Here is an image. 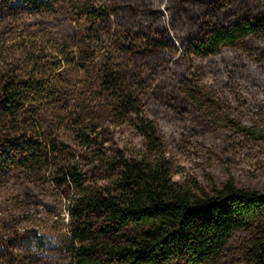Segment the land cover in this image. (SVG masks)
I'll return each instance as SVG.
<instances>
[{"label":"trees","instance_id":"16d2710c","mask_svg":"<svg viewBox=\"0 0 264 264\" xmlns=\"http://www.w3.org/2000/svg\"><path fill=\"white\" fill-rule=\"evenodd\" d=\"M0 19V190L27 213L0 217V264H264V190L178 185L164 134L264 143V0H0ZM35 189L64 199L56 236L16 228L58 209Z\"/></svg>","mask_w":264,"mask_h":264},{"label":"rangeland","instance_id":"374dc122","mask_svg":"<svg viewBox=\"0 0 264 264\" xmlns=\"http://www.w3.org/2000/svg\"><path fill=\"white\" fill-rule=\"evenodd\" d=\"M44 19L46 20V27L59 35L66 33L68 27L63 21H56L49 14L45 15ZM34 22L37 27L42 22L44 23V20H35ZM247 99L249 100L248 97ZM250 103L254 105L252 110L262 111L261 108L264 110V101L258 103L252 99ZM252 110L250 112H253ZM245 122L248 123V119ZM212 130L203 131L200 127L194 126L189 131L184 130L179 134L172 128H166L164 134L167 138L169 157L174 165V182L181 186H199L209 191L214 184L222 186L229 179H232L240 187L263 191L264 143L251 141L237 131L222 126ZM116 137L123 147L134 149L141 146L140 139L129 130L120 129L116 133ZM35 192L39 194V197L55 203L58 209L55 212L52 210L37 211V216L33 211L28 214L33 216L20 222L16 228L20 232L33 230L40 236H56L64 231L63 223L67 220V213L64 211V199L53 192L52 194L47 189H35ZM10 195L12 196V193L8 190H0V217L7 225L12 226L16 218L26 217L25 214L27 213L14 209L10 202ZM57 218L60 221L63 218L64 221L58 222L56 221ZM5 227L8 226L5 225ZM36 264L45 263L38 262Z\"/></svg>","mask_w":264,"mask_h":264}]
</instances>
